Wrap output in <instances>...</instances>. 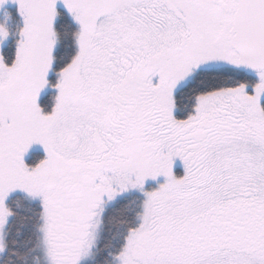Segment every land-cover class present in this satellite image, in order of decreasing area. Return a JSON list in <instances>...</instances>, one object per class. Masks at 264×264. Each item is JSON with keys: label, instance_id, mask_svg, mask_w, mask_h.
<instances>
[{"label": "snow or ice", "instance_id": "6c2138e0", "mask_svg": "<svg viewBox=\"0 0 264 264\" xmlns=\"http://www.w3.org/2000/svg\"><path fill=\"white\" fill-rule=\"evenodd\" d=\"M0 264H264V0H0Z\"/></svg>", "mask_w": 264, "mask_h": 264}]
</instances>
